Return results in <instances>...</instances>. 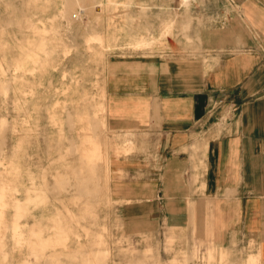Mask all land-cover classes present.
I'll use <instances>...</instances> for the list:
<instances>
[{"label":"rangeland","instance_id":"374dc122","mask_svg":"<svg viewBox=\"0 0 264 264\" xmlns=\"http://www.w3.org/2000/svg\"><path fill=\"white\" fill-rule=\"evenodd\" d=\"M224 4L0 0V264H224L113 201V160L138 141L111 128L105 90L124 62L201 55Z\"/></svg>","mask_w":264,"mask_h":264},{"label":"crops","instance_id":"0c3cea01","mask_svg":"<svg viewBox=\"0 0 264 264\" xmlns=\"http://www.w3.org/2000/svg\"><path fill=\"white\" fill-rule=\"evenodd\" d=\"M224 2L201 55L106 76L107 121L138 141L113 160L111 196L129 220L195 237L224 264H264V0Z\"/></svg>","mask_w":264,"mask_h":264}]
</instances>
